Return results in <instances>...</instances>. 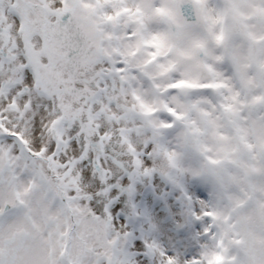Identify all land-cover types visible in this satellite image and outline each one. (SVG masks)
<instances>
[{"label":"snow or ice","instance_id":"snow-or-ice-1","mask_svg":"<svg viewBox=\"0 0 264 264\" xmlns=\"http://www.w3.org/2000/svg\"><path fill=\"white\" fill-rule=\"evenodd\" d=\"M0 264H264V0H0Z\"/></svg>","mask_w":264,"mask_h":264}]
</instances>
